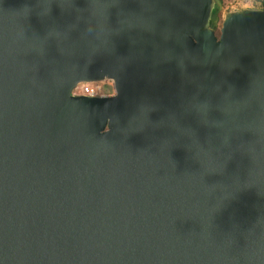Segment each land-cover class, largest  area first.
Here are the masks:
<instances>
[{
	"label": "water",
	"instance_id": "water-1",
	"mask_svg": "<svg viewBox=\"0 0 264 264\" xmlns=\"http://www.w3.org/2000/svg\"><path fill=\"white\" fill-rule=\"evenodd\" d=\"M213 4L0 0V264H264V9Z\"/></svg>",
	"mask_w": 264,
	"mask_h": 264
},
{
	"label": "rangeland",
	"instance_id": "rangeland-1",
	"mask_svg": "<svg viewBox=\"0 0 264 264\" xmlns=\"http://www.w3.org/2000/svg\"><path fill=\"white\" fill-rule=\"evenodd\" d=\"M215 2L218 4V11L215 18V24L212 27L214 28L215 33H218V27L225 11L238 9L241 7H259L260 4V0H215ZM101 92L103 94L111 93V85L103 82L101 84Z\"/></svg>",
	"mask_w": 264,
	"mask_h": 264
},
{
	"label": "built area",
	"instance_id": "built-area-1",
	"mask_svg": "<svg viewBox=\"0 0 264 264\" xmlns=\"http://www.w3.org/2000/svg\"><path fill=\"white\" fill-rule=\"evenodd\" d=\"M103 82L110 84L112 88V92H113L112 80L109 78H102L98 80L79 81L74 86H72V88L70 89V93L71 94H85V95H90V96L108 95V94H103L101 92V84Z\"/></svg>",
	"mask_w": 264,
	"mask_h": 264
},
{
	"label": "trees",
	"instance_id": "trees-1",
	"mask_svg": "<svg viewBox=\"0 0 264 264\" xmlns=\"http://www.w3.org/2000/svg\"><path fill=\"white\" fill-rule=\"evenodd\" d=\"M259 7L264 9V0H260ZM217 11H218V4L214 0V4L211 8V13L209 17V26L211 27H213L215 24V20H216L215 18H216Z\"/></svg>",
	"mask_w": 264,
	"mask_h": 264
}]
</instances>
